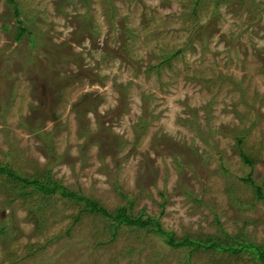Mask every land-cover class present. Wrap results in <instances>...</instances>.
Returning a JSON list of instances; mask_svg holds the SVG:
<instances>
[{
	"label": "rangeland",
	"instance_id": "1",
	"mask_svg": "<svg viewBox=\"0 0 264 264\" xmlns=\"http://www.w3.org/2000/svg\"><path fill=\"white\" fill-rule=\"evenodd\" d=\"M6 165L177 241L264 246V0H0ZM23 186L0 174V264H259Z\"/></svg>",
	"mask_w": 264,
	"mask_h": 264
},
{
	"label": "trees",
	"instance_id": "2",
	"mask_svg": "<svg viewBox=\"0 0 264 264\" xmlns=\"http://www.w3.org/2000/svg\"><path fill=\"white\" fill-rule=\"evenodd\" d=\"M10 1L12 3L15 2V0ZM16 14L19 15V12L17 11ZM19 23L22 24L23 22L20 21ZM18 30V40H20L26 33L31 34L28 28L22 27L21 25L18 26ZM238 139L239 142L242 141L241 137H239ZM242 155L247 163H252L245 153H242ZM0 174H8L13 180L22 183L24 185L23 187L31 185L32 191L36 193H41L43 197L61 195V197L66 200L67 203H71L75 206L84 203L87 205V207L83 208L81 213L90 212L95 213L97 215L106 216L116 222V228H120L122 225H128L130 227H139L142 229H147L149 232H155L158 235L165 237L166 244L172 248H179L185 245H192L195 249H210L219 253L221 251H225L237 256L240 253L248 252L256 258V261L259 264H264V246H260L252 241L242 240L241 243H239L238 240L235 239L233 240V244L226 245L219 244L212 238H209V240L206 242L200 240L195 241L189 237H185L177 241L172 232L170 233L162 229L161 223L158 221V219L149 217L146 214L133 216L129 213V209L126 206L117 209L114 214H111L104 207L99 206L95 201H92L89 198L85 197L81 192H77L73 189H70L68 186L63 185L61 182L54 180L53 176L49 173H47L46 175H42L38 173V171H36V173L31 177H23L15 174L12 169L6 165L0 166ZM245 182L254 186L257 199L263 200L264 202L263 188L259 185H256L251 176L246 178ZM21 196L24 197L23 195Z\"/></svg>",
	"mask_w": 264,
	"mask_h": 264
}]
</instances>
